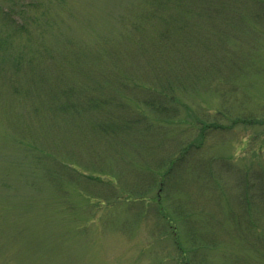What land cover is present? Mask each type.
<instances>
[{
  "label": "rangeland",
  "instance_id": "374dc122",
  "mask_svg": "<svg viewBox=\"0 0 264 264\" xmlns=\"http://www.w3.org/2000/svg\"><path fill=\"white\" fill-rule=\"evenodd\" d=\"M0 264H264V0H0Z\"/></svg>",
  "mask_w": 264,
  "mask_h": 264
},
{
  "label": "trees",
  "instance_id": "16d2710c",
  "mask_svg": "<svg viewBox=\"0 0 264 264\" xmlns=\"http://www.w3.org/2000/svg\"><path fill=\"white\" fill-rule=\"evenodd\" d=\"M12 11L11 10H4V16L6 18V20L8 21L7 24L10 26V27H13L14 29H22V28H25L24 27V24L23 22H21V20H24L23 16L20 14L19 12V18L17 19H14L13 15L11 14ZM21 15V16H20ZM18 20V21H17ZM162 37H165V31L162 33ZM154 92H152L153 94ZM154 108V107H153ZM169 110V109H167ZM174 111V110H172ZM177 111V110H176ZM211 113H213V111L209 110ZM219 111V114H224L221 109L217 110ZM216 115V114H215ZM213 119H214V116H212ZM209 127H215L216 126V123L213 122V123H208ZM204 137V134L200 136V138L196 139V140H191V138L187 139L186 141H189V143L186 145L183 146V150H185L186 152L189 151L190 153H193L195 150V152L199 153L202 151V149L199 147V144H196V143H199ZM186 146V147H185ZM181 149V148H180ZM183 153V151H182ZM176 154H174L171 158V160L173 162H175V160L178 158V156L175 157ZM181 156V154L179 155ZM255 184H258L257 182L253 181ZM161 186V185H160ZM164 190V188H161ZM162 191V190H161ZM163 194V191L161 192ZM161 194V196H162ZM158 199V198H157ZM166 201L167 203L170 204V207L174 205V201L172 200L171 196L167 197L166 198ZM149 202H151V200L149 199ZM155 206L157 207V211H159L158 213V219L160 220V225L161 227L163 228L165 225L168 227L170 226V224L173 223V220L172 218L170 219V217L168 216L167 217V206L165 205V202L163 201V199L160 198V194H159V201H155ZM166 206V208H165ZM162 222V223H161ZM164 224V225H163ZM187 252L185 251L183 255H186Z\"/></svg>",
  "mask_w": 264,
  "mask_h": 264
}]
</instances>
